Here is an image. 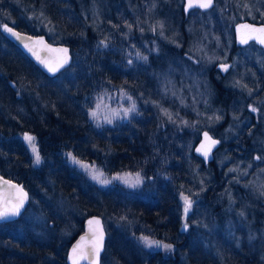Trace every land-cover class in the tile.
Returning a JSON list of instances; mask_svg holds the SVG:
<instances>
[{
    "label": "trees",
    "instance_id": "1",
    "mask_svg": "<svg viewBox=\"0 0 264 264\" xmlns=\"http://www.w3.org/2000/svg\"><path fill=\"white\" fill-rule=\"evenodd\" d=\"M66 1L0 0V27L6 22L31 34L42 33L47 38L54 27L62 32L56 42L67 44L72 54L69 67L57 76H48L0 31V172L23 183L29 192L28 204L21 216L0 222L3 230L0 264H68V248L81 231L84 219L91 214L105 218L106 211L91 206L86 209L85 203L78 204L75 193L67 189L60 169L62 165L68 166L66 155L82 162H94L108 175L152 170L160 178L159 183L158 179H152L151 183L147 180L140 194L131 189L122 190L119 197L108 196L113 200V215L126 210L132 214L130 225H122L125 231L135 235L143 231L150 240L170 245L172 252L154 248L149 252L132 251L130 257L122 252L111 262L104 253L100 264H264V193L255 190L251 178L264 166V137L254 140L252 136L249 141L254 145L252 151L216 155L215 159L212 155L205 162L196 152L207 126L201 114V122H197V115L192 113L196 110L192 107L178 109L170 101L154 106L141 93L147 79L150 84L159 83L158 76L168 68V58L180 59L189 68L203 67L199 56L192 52L189 33L194 17L191 14L198 9L185 12L184 1L173 0L180 12L181 36H163L158 31L156 18L169 8L168 0H164L165 6L155 14L147 12L152 0H108L99 13L93 8V0H70L72 4ZM223 4L236 8L230 0ZM259 4L261 13L246 15V19L264 24V0H259ZM209 10L199 9L203 13ZM223 10L233 42L235 20H228L229 15ZM234 56L229 54L226 61L233 63ZM215 64H211L209 72L215 71ZM206 73L208 80L204 87L220 95L223 92L221 76L213 74L214 80ZM133 94L149 116L138 111L126 123L116 118L112 124L100 125L88 117L87 111L98 98L124 104ZM168 107L166 111L171 119L165 114ZM204 109L212 111L213 108L199 107L200 112ZM211 119L213 123L217 120L215 115ZM208 127L214 132L209 124ZM24 134H31L38 145L39 165L30 161L34 155L29 158L24 149ZM84 138L92 139L87 148L94 150L93 155L80 151L78 145ZM156 155L161 166L160 176L157 162L151 161ZM67 172L77 179L78 187L89 188L73 170L67 169ZM104 190L97 192L104 194ZM184 197L191 201L187 215ZM134 199L138 203L130 211L127 204ZM65 200L77 204V209L84 214L77 218L61 217L59 208L63 209ZM30 212L45 219V224L41 222L44 225L34 232L27 222ZM207 212L214 221L228 223L223 233L230 235L229 241L226 238H219L216 243L209 241L212 235L208 218L204 217ZM24 213L28 218L22 228L17 222ZM55 214L63 223L60 232L71 224L77 225V229L67 238L56 235L43 240L40 233L45 227L59 233L52 222L46 224V219H53L51 216ZM231 221L242 223L243 227H233ZM35 232H38L36 236ZM128 232L125 234L130 239ZM201 239L208 244L202 245Z\"/></svg>",
    "mask_w": 264,
    "mask_h": 264
},
{
    "label": "rangeland",
    "instance_id": "2",
    "mask_svg": "<svg viewBox=\"0 0 264 264\" xmlns=\"http://www.w3.org/2000/svg\"><path fill=\"white\" fill-rule=\"evenodd\" d=\"M220 1V3H219ZM233 5H236V8L233 6H227L224 7L223 3H226L227 0H216L215 6L209 10L208 13H203V11H194L191 14V17H193L190 21L189 25V33H191L192 36V52L195 53L197 56L202 61L203 67H197V68H189L187 63L180 59L176 58H168L166 61V66L168 67L162 75L158 76V84L156 83H151L147 79L144 82V86L141 88V93L145 97V100L149 102L150 104H153L154 106H160L166 101H170L174 106H176L178 109L181 108H186L192 107V109L196 110L192 113H195L197 115V118L195 119L197 122H201V118L199 117L200 114H204V112L199 111V107L208 108L211 106V102L215 98H220L223 100V98H226L227 92L226 90L219 95L216 92H211L208 90L206 87H204V83L208 80V76L206 72H209L208 69L211 68V64L214 62L216 64H222V63H228L226 61L227 56L230 54L229 50L233 44L230 32H229V23L226 21L224 17V8H225V13L229 15L230 21L235 20L234 25L238 23H242L246 19V15L249 17L252 16L253 13L258 12L261 13V6L259 4V0L256 3H252L254 0H230ZM108 0H93L92 5L96 13H99L102 11V9L105 8ZM168 9H164L163 16L156 18V24L158 27V31L160 35L167 36L168 34H173L177 35L180 34L181 27L179 24V17H180V12H178V5L177 2L174 3L173 0H168ZM66 4L71 3L70 0H67L65 2ZM164 0H152L151 4H149L147 8V12L149 14H155L156 12H159L160 8H163L165 6ZM72 4V3H71ZM145 4V3H144ZM219 5V6H217ZM223 6V9H222ZM237 10V14L235 11ZM232 12V13H231ZM85 17H89L88 15H84ZM228 18V17H227ZM240 19V20H237ZM205 20H207L205 22ZM250 23H253V20L249 21ZM243 23L241 26L238 27V31L241 33L242 31L244 32V29L242 28ZM242 28V29H241ZM249 28V27H247ZM263 28V26H253L252 29H249L250 31H253L254 29H260ZM234 29V28H233ZM235 33V32H234ZM62 32L59 33L57 29L54 27L51 28V31L49 33L50 40L53 43H58L56 42L58 36H61ZM181 36V34H180ZM236 38V34H235ZM233 38V41L235 40ZM61 43V42H59ZM263 49L260 48V52L257 51V47H249V48H243L241 51V54L238 57V54H236L233 58V63H230L231 65L228 67L227 70H233V69H244V68H253L255 65L256 67H261L260 61V55L261 51ZM72 55V54H71ZM180 58V57H179ZM189 64V63H188ZM194 66H197L196 64L193 63ZM206 65L205 69L204 66ZM149 73H146L148 75ZM149 76H145L147 78ZM251 83H254V80L251 79ZM124 97V96H122ZM108 100V99H107ZM113 103L107 102L103 98H98L94 102V107H92L89 111H87L88 117H90L93 121L95 120L98 125H100L102 122L105 124H108L105 120V117H110L112 118V122L118 118L114 116L115 112H119L120 116L123 117V109L130 108L133 104V102L136 105V111L131 112L128 114L127 117H124L121 119L123 122H127L131 120L138 111L146 113L144 111V107H139L140 101L137 99L136 101V95H132L131 99L126 98L125 103H121L119 101H112ZM100 104V108L97 109L96 105ZM108 103V104H107ZM149 104V106H150ZM151 107V106H150ZM152 108V107H151ZM170 108H166L165 110H169ZM225 111L226 108H223ZM92 111H97V118L94 119L90 115ZM147 114V113H146ZM150 114L148 113L147 116ZM136 118V117H135ZM138 118L141 119L139 116ZM137 118V119H138ZM150 118V117H149ZM208 118H212V116H209ZM185 119V118H183ZM208 119V124H212V119ZM233 119V118H231ZM143 120V119H142ZM148 120V119H147ZM144 121V120H143ZM204 121V120H202ZM218 121V120H216ZM112 124V123H110ZM236 124V123H235ZM232 125L231 129L235 126ZM234 130V129H233ZM174 135L173 132H170V135ZM27 136L33 137L31 134H26ZM25 134L23 135V138L25 139ZM82 140V139H81ZM254 140H257L254 138ZM1 141V139H0ZM237 142H239L236 139ZM87 142V143H85ZM92 142V139L89 141L84 138V141H81L78 145L79 149L81 152L93 155L94 150L93 149H88L87 145ZM241 142V141H240ZM24 149L28 152L29 158H31V154L34 155L32 151V146L28 143L27 140L24 142ZM34 145L38 149V145L34 141ZM203 145V148L201 147ZM212 145V140L211 139H206L204 138V141L200 143L198 146L199 151H209L208 153H212L213 150H210V146ZM93 148H95V144H92ZM228 150V149H226ZM225 150V151H226ZM259 155V154H258ZM66 164L68 165L65 167L62 165L63 174L65 175V180H66V187L68 190L73 191L75 193V199H77L78 204H82L81 202L85 203L86 209H89L91 206L92 209H103L106 211L105 213V218H102L105 224V229L108 235L107 243L109 241L110 245L106 246V249L104 253L107 256V260L111 262V260H116L118 258V254L120 253H125V257H130L133 255L131 253L132 251L139 252L140 250H146L147 252L154 250V248H160L164 251V253H171L173 248H165L164 245L160 241L159 246L156 244H153L151 247H148L145 241L143 240L144 237H147L149 240L150 238L147 236V233H144L143 231L141 233L137 232L138 234L135 235V232H128L124 230V227L122 228V225L128 224L130 225V222L132 220V214L126 210L125 208V213H119L118 215H113L114 211L112 210V199L109 198L108 195H110L111 198H115L116 196L119 197L121 195L122 190L135 192L137 194L141 193V190L144 188V184L146 183L147 180L149 182H153L154 180L158 179L159 183V177L156 174V171L153 172L152 170L150 172L148 171H138V170H130L128 171H122L120 173V176H126L129 180H132L135 182L137 174H139L140 178V183L136 184L135 187L131 186L129 183H125L123 180H119V182L113 180V177H116V174H106L105 171L98 167L97 165L94 164V162H82L78 158L76 160L80 161L81 163H75L73 162L72 157L70 155H66ZM92 160V159H91ZM150 160V159H149ZM32 163H34V157L30 159ZM151 161L157 162V167H158V174L160 176V165H158L159 159L158 156L156 155L155 158H152ZM83 165H89L92 166L96 169L101 170L104 173V178L108 179L110 183L108 184H100L96 180L92 179V175L90 170L84 168L81 166ZM70 167L72 169H70ZM66 168V169H65ZM67 169L69 172L73 170L74 173H77L79 179H83L84 182L88 185V189L83 188V187H78L76 184V180L74 177L70 175V173L67 172ZM130 174V175H129ZM196 174H199V172H196ZM153 177V178H151ZM252 182H254V188L255 190H258V192L264 193V166H262L258 172L255 173L254 177L252 176ZM154 179V180H152ZM122 184H128V185H122ZM104 190V194H99L97 191L99 190ZM96 193V194H95ZM68 197V196H67ZM143 199V198H142ZM132 200V199H131ZM115 202H118L116 200ZM75 203V202H74ZM138 200L134 199L133 201H130L128 206H130V211L131 208L134 209V207L137 205ZM131 204V205H130ZM127 206V207H128ZM59 208V213L61 217L70 216L72 218H77V216H82L84 214L83 211L80 209H77V204L76 206L72 203V201H66L64 203L63 209L60 210ZM53 219H46V224L49 222H52L56 230H59V233L57 231H54L51 228L45 227L43 232L40 233L42 236L43 240L50 238V236H58L59 238H67V236L71 235L73 231L77 229V225L74 226L73 224L66 225V227L60 232V229L63 228V223H61V218H59V215H56L53 217ZM40 217V216H39ZM34 212H30V220L27 221V214L24 213L23 217L21 218L20 221L17 222L20 226H24L23 222H28V225H30L31 231H37L38 227H41V225L45 224V219L39 218ZM205 218H208V224L211 228V235L212 239L209 238L210 242H218L219 238H226V240L229 241L230 235H225L223 233V230L226 231L228 223H221L220 221H214L211 217V215L207 212L206 215H204ZM134 218V215H133ZM117 221V224H116ZM43 222L44 224H41ZM125 223V224H124ZM231 225L236 228L243 227L242 223H237L235 221H231ZM130 228V227H129ZM2 227L0 228V235L3 232L1 230ZM128 232V237L125 234ZM13 234V232H12ZM11 234V235H12ZM38 234V232H35V236ZM4 235V234H3ZM2 236V235H1ZM126 237V238H125ZM67 241V240H65ZM156 241V240H152ZM201 244L206 246L208 242L206 240L201 239ZM139 249V250H138ZM145 251V252H146ZM131 263V262H130Z\"/></svg>",
    "mask_w": 264,
    "mask_h": 264
},
{
    "label": "flooded vegetation",
    "instance_id": "3",
    "mask_svg": "<svg viewBox=\"0 0 264 264\" xmlns=\"http://www.w3.org/2000/svg\"><path fill=\"white\" fill-rule=\"evenodd\" d=\"M246 26L250 27H242L244 32L240 33L235 30L236 38L229 53H233V56L238 54L239 57L244 47H257L258 52L261 48L263 49L259 58L261 67L255 65L253 68L224 71L218 64H215V71L208 72L211 77L213 74L221 76L220 86L227 92V96L223 100L217 98L213 100L211 103L212 111L204 109V114L201 115L202 120L207 123L202 140L204 141L205 133H207L212 141H218V143L210 146V150H213L214 159L216 155L226 153L237 155V153L252 151L254 145L249 143L252 136L254 138L264 137V44L259 43L255 38L249 39L247 44L240 43L242 35H251L252 37L262 35L259 32L249 30L253 26H260V24ZM213 79L215 80V77ZM251 79L254 80V83H251ZM223 108L226 110L224 111ZM252 108H256L257 111L253 112ZM213 115L216 116L218 122H212L210 127L214 132H211L208 129L207 121L210 119L208 117ZM234 124L233 130L231 126Z\"/></svg>",
    "mask_w": 264,
    "mask_h": 264
},
{
    "label": "water",
    "instance_id": "4",
    "mask_svg": "<svg viewBox=\"0 0 264 264\" xmlns=\"http://www.w3.org/2000/svg\"><path fill=\"white\" fill-rule=\"evenodd\" d=\"M184 11L187 12L192 8H198L196 6L189 7L188 0H184ZM216 0H212L211 7L214 6ZM209 7V8H211ZM202 8V9H209ZM6 28H11L13 32L19 34V38L13 35L11 32L6 31ZM0 31L5 34L11 41L16 43L19 48L27 54V56L37 65L39 68L45 72L48 76H57L60 74V71L64 68L70 66L72 62L71 50L67 44L64 43H53L42 33L31 34L27 31L19 30L16 27L8 23H3L0 27ZM28 47H25V45ZM31 49V51L29 50ZM54 49H67V53L53 51ZM35 53V54H34ZM37 56L39 59H37ZM65 56L67 57V63L64 64L63 67H60L58 71L50 72L48 67H46V63L52 66L57 65L60 61H62ZM44 61L45 63H42ZM230 64L222 63L220 65L222 70H227ZM204 159L205 162H208L209 159L212 158L207 151V156H205L203 151L196 150ZM26 194V195H25ZM23 200V207L20 209L19 215L10 216L6 218H0L1 220H12L19 217L28 204L29 200V192L24 188L23 184L6 177L2 173H0V202H6L9 206L14 204H18L20 200ZM93 221L91 225H89V221ZM99 221V224L96 223ZM102 235V240L100 239ZM83 238V239H82ZM107 240V232L104 226V221H102L101 216L98 214H91L84 220V226L82 231L78 234V236L73 240L70 244V247L67 251V263L72 264L73 258V248L79 246L77 255L80 252H83L85 258L81 259L79 264H100L103 256V251L106 246ZM98 245L97 247H94Z\"/></svg>",
    "mask_w": 264,
    "mask_h": 264
},
{
    "label": "snow or ice",
    "instance_id": "5",
    "mask_svg": "<svg viewBox=\"0 0 264 264\" xmlns=\"http://www.w3.org/2000/svg\"><path fill=\"white\" fill-rule=\"evenodd\" d=\"M188 4H189V7L196 6L199 8H209L212 5V0H188ZM242 27H250V26H242ZM6 31L11 32L13 35H15V36H17V38H19V34L13 32L11 28H6ZM253 31L259 32L262 35L259 37H252L251 35H242L241 39H240V43L247 44L249 39L255 38L258 40L259 43L264 44V28L254 29ZM101 43L105 47H107V44L105 42L102 41ZM25 47H28V45L26 44ZM29 50L31 51V49H29ZM53 51H59V52L65 53V54L67 53V49H54ZM37 59H39L38 56H37ZM144 59H146V57H144ZM41 62L45 63L44 61H41ZM66 63H67V57L65 56V58L62 61H60L57 65L52 66V65H49L46 63V67H48V70L50 72H55V71H58L60 67H63L64 64H66ZM129 99H131V97H129ZM96 107H97V109H99L100 104L98 103L96 105ZM251 110L253 112L257 111L256 108H252ZM135 111H136V105L133 102V104L130 108L123 109V113H124L123 117L120 116L119 112H115L114 116L123 119L124 117H127L129 113L135 112ZM165 114L169 116V119H171V115L169 113H167L166 110H165ZM90 115L92 116V118L96 119L97 118V111H92L90 113ZM105 120L107 123H112V118H110V117L106 116ZM205 138L210 139L207 136V133H205ZM25 139L32 146V151L34 153V164L39 165L41 163V157H40L39 152L37 151V149L34 145V137L26 135ZM216 143H218V141H212V144H216ZM201 147L203 148V145ZM203 154L205 156H207V152H204ZM72 159H73V162H75V163H81L80 161L76 160L75 157H72ZM257 159H259V157H257ZM81 166L90 170L91 175H92V179L96 180L98 183H100V184L110 183V181L108 179L104 178V173L101 170L96 169V168L89 166V165L81 164ZM114 179L123 180L125 183H129L133 187H135L136 184L140 183L139 174H137L135 182H133L132 180H129L126 176H116V177H114ZM183 199L185 201L184 211H185V215H187V212L191 206V201L187 197H184ZM23 203H24V201L22 199L19 201L18 204H14L12 206H9L6 202H0V218H6V217H10V216L19 215L20 209L23 207ZM92 223H93V221L90 220L89 225H91ZM96 223L99 224V221H96ZM184 227L187 228V224H185ZM100 239L102 240V235H101ZM143 240L145 241V243L147 244L148 247H151L153 244H156L157 246H159V242L149 240L147 237H144ZM94 247H97V249H98V245L94 244ZM164 247L170 248L171 246L170 245H164ZM78 249H79V246L74 247L72 250L73 251L72 264H79L80 260L85 258L83 252H80V254L77 255Z\"/></svg>",
    "mask_w": 264,
    "mask_h": 264
},
{
    "label": "bare ground",
    "instance_id": "6",
    "mask_svg": "<svg viewBox=\"0 0 264 264\" xmlns=\"http://www.w3.org/2000/svg\"><path fill=\"white\" fill-rule=\"evenodd\" d=\"M259 165H261V164H259ZM259 165H258V166H259ZM22 184H23V183H22ZM23 186H24V184H23ZM24 188L26 189V187H25V186H24ZM26 190H27V189H26ZM20 216H21V215H20Z\"/></svg>",
    "mask_w": 264,
    "mask_h": 264
}]
</instances>
